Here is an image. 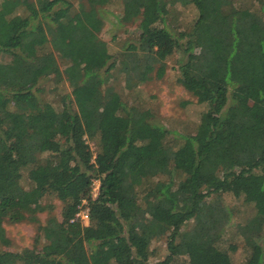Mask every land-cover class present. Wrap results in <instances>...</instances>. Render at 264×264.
<instances>
[{"label": "trees", "instance_id": "trees-1", "mask_svg": "<svg viewBox=\"0 0 264 264\" xmlns=\"http://www.w3.org/2000/svg\"><path fill=\"white\" fill-rule=\"evenodd\" d=\"M108 2L0 0V246L9 244L3 220L34 224L41 240L38 250H0V264H145L162 237L159 264H230L220 248L233 215L224 194L252 204L232 227L242 264H264V3L122 0L120 19H138L120 49L125 87L176 52L178 82L204 105L172 147L168 130L104 84L115 66L97 37ZM175 4L196 11L186 31L167 25ZM44 78L70 87L56 106L36 96ZM45 195L60 202L57 217Z\"/></svg>", "mask_w": 264, "mask_h": 264}, {"label": "rangeland", "instance_id": "rangeland-1", "mask_svg": "<svg viewBox=\"0 0 264 264\" xmlns=\"http://www.w3.org/2000/svg\"><path fill=\"white\" fill-rule=\"evenodd\" d=\"M71 1L73 6H76L79 0ZM263 3L264 0H262ZM121 8L122 0H109L101 9L102 27L97 37L105 43L108 54L115 62V66L109 71V76L104 84L112 86L119 100L126 106H134L146 110L151 122L157 123L165 130H168L169 134L165 137V143L176 147L182 142L179 135L194 131L198 121L197 116L204 109V105L196 103L194 97L185 91L178 82L175 69L178 58L176 52L167 56L161 63L155 64L149 80L136 86L125 87L124 74L120 71V61L124 59L119 56L121 54L120 49L126 43L133 42L138 19L135 18L132 21L121 20ZM255 8L258 9L257 3ZM195 16L196 11L191 4H175L169 7L166 21L172 31H186L191 26ZM57 62L61 69L64 63L59 58ZM101 72H99L100 76H103ZM104 84L102 88H104ZM37 89L39 92H36V96L41 101L48 102L51 106H56L59 104V95L67 93L70 87L63 80L54 84L50 78H44L39 81ZM88 144L91 150L95 149L94 141H89ZM174 173V178L179 179L181 177L178 172ZM150 180L156 179L151 178ZM20 181L24 187L28 185L24 174H22ZM221 199L227 208H231L233 215L230 218L229 227L225 228L221 236L220 248L227 253L230 264H242L247 252L242 240L234 232L232 224L250 216L253 207L251 203L244 202L241 198L230 194L222 195ZM42 203L50 204L52 206L50 213L57 217L60 211V202L56 198L51 195H45ZM45 216V211L36 215L38 224H42ZM82 220L84 219L82 218ZM1 226L9 244L1 245L0 250L16 251L24 247L38 250L40 247L41 240L34 241L37 235L34 224L26 221L7 222L3 220ZM261 246L264 254V237H261ZM149 250L150 255L145 264H159L162 262L166 255L164 238L152 239L149 244ZM185 259L184 256L174 257L166 264H186Z\"/></svg>", "mask_w": 264, "mask_h": 264}, {"label": "built area", "instance_id": "built-area-1", "mask_svg": "<svg viewBox=\"0 0 264 264\" xmlns=\"http://www.w3.org/2000/svg\"><path fill=\"white\" fill-rule=\"evenodd\" d=\"M92 195L95 196L96 195V188H97V183L92 181ZM85 213H86V210H81V211H78L74 214V216L78 217L80 220L83 218L84 220L82 221H85Z\"/></svg>", "mask_w": 264, "mask_h": 264}]
</instances>
